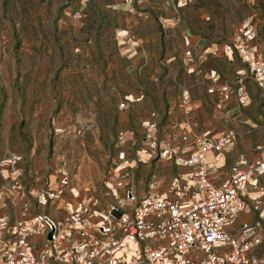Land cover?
Masks as SVG:
<instances>
[{
	"label": "rangeland",
	"instance_id": "1",
	"mask_svg": "<svg viewBox=\"0 0 264 264\" xmlns=\"http://www.w3.org/2000/svg\"><path fill=\"white\" fill-rule=\"evenodd\" d=\"M243 24L264 61V0H0V218L12 222L26 208V217L61 221L70 188L77 201L92 196L103 208L119 152L137 191L151 177L165 184L177 172L173 162L137 157L143 123L154 114L161 142L176 130L190 62L218 68L225 79L230 69H245L235 55L227 65L222 53ZM185 32L192 61L184 55ZM210 45L216 51L200 53ZM255 99L245 106L249 132L225 149L250 159L259 155L255 146L264 148L261 92ZM61 172L77 181L38 205L36 194L54 188ZM259 184L264 188V176ZM32 243L38 251L40 240Z\"/></svg>",
	"mask_w": 264,
	"mask_h": 264
},
{
	"label": "built area",
	"instance_id": "2",
	"mask_svg": "<svg viewBox=\"0 0 264 264\" xmlns=\"http://www.w3.org/2000/svg\"><path fill=\"white\" fill-rule=\"evenodd\" d=\"M253 39V29L243 24L222 48L225 56H237L245 67L234 81L238 108L249 104L246 77L264 89V61L257 56ZM182 41L189 61L188 38ZM219 92L222 101L232 94L227 86ZM190 105V98L182 93L181 106ZM142 127L138 159L146 155L187 171L165 184L151 177L139 193L129 176L131 167L119 152L104 183L111 201L103 208L92 196L83 195L77 201L70 188V198L61 200L65 214L61 221L44 215L26 217V208L12 222L0 218L4 234L0 237V264H264L253 254L264 244V189L257 186L264 175V148L254 147L259 154L254 159L239 156L229 175L214 183L211 173L219 155L237 139L236 132L203 137L194 150L184 152L157 139L154 114ZM125 141V134L119 133L118 144ZM208 155H212L211 167ZM76 181V176L61 172L54 188L36 194L37 204L57 200ZM247 212L255 213L257 219L233 227L237 216ZM36 238L40 246L34 252Z\"/></svg>",
	"mask_w": 264,
	"mask_h": 264
},
{
	"label": "crops",
	"instance_id": "3",
	"mask_svg": "<svg viewBox=\"0 0 264 264\" xmlns=\"http://www.w3.org/2000/svg\"><path fill=\"white\" fill-rule=\"evenodd\" d=\"M184 37H189L188 32L181 35V39ZM201 44L202 42L198 41L195 45V49H200L202 47ZM214 51H216L215 47L210 45L204 46V49L202 48L200 53L209 54ZM233 58H231V56H226V64L231 65ZM190 60L192 61V57L189 58V61ZM183 70L185 71L184 77L187 79L179 86V96L177 101L179 115L176 122L175 118L173 119V122H175L173 127L176 130H173L172 132L168 131L166 139V142L171 147L179 151L190 152L201 143L203 137L216 138L228 131H234L237 133L238 138H240L249 132L250 117L247 114L248 108H238L233 95L236 89L234 85L236 74L237 72L245 71V69H230L231 75L233 74V76L229 79H225V76L220 73L218 68H206L205 64L201 65V63L195 65V63L190 62L189 65L184 66ZM223 86H227L228 90L232 92L225 101L221 100L219 92ZM244 89L249 98L250 104H253L256 101L255 91L261 92L260 101L262 104L264 103V89L248 77L245 78ZM182 93H186L190 98L191 105L189 108L181 106ZM162 113L165 116L164 118L171 123L170 118L172 115V109L165 106ZM229 151L232 150H224L218 157L217 168L211 173V180L214 183H218L225 179L229 175V170L238 157L244 156L243 154ZM244 157L247 158L246 156ZM206 161L211 167L212 155H208ZM175 169L177 172L174 175L182 174L187 171L184 168L176 166ZM263 176L259 177L257 180V186L262 189L264 188L260 186L259 181ZM171 177L167 179L166 183ZM138 192L141 193L142 189L138 188ZM256 219L257 216L253 212L241 213L235 219L233 227H237L243 223L253 222ZM238 220H241V222L235 225ZM253 254L264 262V244L255 248Z\"/></svg>",
	"mask_w": 264,
	"mask_h": 264
},
{
	"label": "water",
	"instance_id": "4",
	"mask_svg": "<svg viewBox=\"0 0 264 264\" xmlns=\"http://www.w3.org/2000/svg\"><path fill=\"white\" fill-rule=\"evenodd\" d=\"M50 235H51V233H48L47 234V239L49 240V238H50Z\"/></svg>",
	"mask_w": 264,
	"mask_h": 264
}]
</instances>
